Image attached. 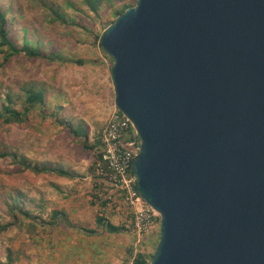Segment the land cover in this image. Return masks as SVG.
Returning <instances> with one entry per match:
<instances>
[{
    "label": "water",
    "instance_id": "1",
    "mask_svg": "<svg viewBox=\"0 0 264 264\" xmlns=\"http://www.w3.org/2000/svg\"><path fill=\"white\" fill-rule=\"evenodd\" d=\"M101 46L161 217L149 264H264V0H137Z\"/></svg>",
    "mask_w": 264,
    "mask_h": 264
},
{
    "label": "rangeland",
    "instance_id": "2",
    "mask_svg": "<svg viewBox=\"0 0 264 264\" xmlns=\"http://www.w3.org/2000/svg\"><path fill=\"white\" fill-rule=\"evenodd\" d=\"M3 2L19 45L29 43L46 54H58L55 60L19 55L4 62L5 54L0 53V108L8 92L17 108L27 88L44 90L46 97L45 111L37 108L23 124H0V221L12 219L9 209L13 203L39 217L33 220L20 216L15 225L0 234V263L8 262L11 251L13 264H43L42 236L56 229L51 220L71 224L67 229L78 233L100 217L122 226V216L101 209L111 192L95 168L99 149L85 148L83 138L72 132L84 126L88 146L94 145L115 105L113 59L100 48L99 36L111 24L120 2L103 7L98 14L81 0ZM5 152L26 156L34 166L63 168L75 176L25 170L20 163L1 156ZM55 211L61 218L53 216ZM157 238L160 229L148 233L143 251L155 250Z\"/></svg>",
    "mask_w": 264,
    "mask_h": 264
},
{
    "label": "built area",
    "instance_id": "3",
    "mask_svg": "<svg viewBox=\"0 0 264 264\" xmlns=\"http://www.w3.org/2000/svg\"><path fill=\"white\" fill-rule=\"evenodd\" d=\"M98 141L101 157L96 160L95 168L111 192L101 209L123 217L122 227L133 238L128 264H134L143 251L146 235L161 229L160 214L141 196L137 187L134 160L140 151V139L132 121L114 105Z\"/></svg>",
    "mask_w": 264,
    "mask_h": 264
},
{
    "label": "trees",
    "instance_id": "4",
    "mask_svg": "<svg viewBox=\"0 0 264 264\" xmlns=\"http://www.w3.org/2000/svg\"><path fill=\"white\" fill-rule=\"evenodd\" d=\"M137 0H135L136 2ZM118 2H120V6L117 11L114 13V17L111 23L115 21L117 16L126 11L127 8L133 6V4H129L127 2H123V0H81V4H84L90 11L98 14L103 7H113ZM3 4V5H2ZM59 16H63L62 13H58ZM60 18V17H59ZM101 37L99 36V44L100 48L103 50L101 46ZM104 51V50H103ZM0 53H4V62L10 61L15 56L25 55L29 58H48L49 60H55L58 57V54H46L42 48L34 47L29 43H25L23 45H19L15 39L13 38V33L11 29V23L9 22V17L7 15V10L4 7L3 0H0ZM104 53H106L104 51ZM78 63L82 64V61H78ZM16 103L13 96L10 92L6 93L0 108V124H23L29 119L30 113L35 111L37 108L45 111L46 109V97L44 90H38L34 87L27 88L25 90L24 101L21 104L20 108H17ZM61 122H64L61 120ZM80 129V130H79ZM75 132V135H79V137L83 138L82 144L85 148L95 150L98 148L99 141H97L94 145L88 146V137H87V129L84 126H79L78 129L72 130ZM3 157H9L15 163H20L22 168L25 170H31L36 173H55L59 176L73 178L75 175L71 174L68 170H64L63 168H53L49 166H34L27 159L26 156H22L19 158V155L16 152H5L1 154ZM101 157V153L97 152V159ZM9 212L12 214V219L3 223L0 221V234L6 233L13 225H15L20 218H28V219H38L39 217L33 215L27 208L24 206H18V204H11ZM53 216L55 218H61V213L55 211ZM107 218L100 217L98 219V223L101 224L102 227L108 229V231H124L125 228L122 226H115L113 223L107 222ZM153 250L142 251L137 255L134 260V264H149L153 257ZM132 254V250H130L128 258L124 260V264H128L129 257ZM7 263L0 264H13L15 262V258H13L11 251L8 255Z\"/></svg>",
    "mask_w": 264,
    "mask_h": 264
},
{
    "label": "crops",
    "instance_id": "5",
    "mask_svg": "<svg viewBox=\"0 0 264 264\" xmlns=\"http://www.w3.org/2000/svg\"><path fill=\"white\" fill-rule=\"evenodd\" d=\"M108 219L117 226L111 218ZM50 223L56 229H49L42 236L43 264H124L132 250L133 238L125 230L110 232L98 221L82 233L68 230L71 224L61 220H51Z\"/></svg>",
    "mask_w": 264,
    "mask_h": 264
}]
</instances>
